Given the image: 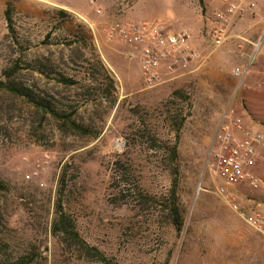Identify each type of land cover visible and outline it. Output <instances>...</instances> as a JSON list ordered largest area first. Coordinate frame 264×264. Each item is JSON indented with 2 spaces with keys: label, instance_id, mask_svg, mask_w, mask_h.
Instances as JSON below:
<instances>
[{
  "label": "rangeland",
  "instance_id": "1",
  "mask_svg": "<svg viewBox=\"0 0 264 264\" xmlns=\"http://www.w3.org/2000/svg\"><path fill=\"white\" fill-rule=\"evenodd\" d=\"M243 2L213 49L216 1L0 0V264H264V238L216 192L210 149L228 108L264 137V0ZM115 21L188 28L204 63L143 90L107 39ZM234 193L248 215L264 207V190ZM58 204L78 241L54 231Z\"/></svg>",
  "mask_w": 264,
  "mask_h": 264
},
{
  "label": "built area",
  "instance_id": "2",
  "mask_svg": "<svg viewBox=\"0 0 264 264\" xmlns=\"http://www.w3.org/2000/svg\"><path fill=\"white\" fill-rule=\"evenodd\" d=\"M221 5L213 14L212 26L204 41L219 49L230 39L232 20L244 13L243 0H208ZM107 39L123 48V55L139 66L143 90L177 83L196 72L204 63L200 52L191 43L188 28L171 30L157 22H112L105 31ZM254 54L264 58V45H254ZM248 68L233 70L241 84ZM215 160L213 173L220 182L217 194L258 236L264 238V207L257 205L249 215L241 211L234 199V190L247 185L252 191L264 190V137L257 126L227 109L221 116L211 145Z\"/></svg>",
  "mask_w": 264,
  "mask_h": 264
},
{
  "label": "trees",
  "instance_id": "3",
  "mask_svg": "<svg viewBox=\"0 0 264 264\" xmlns=\"http://www.w3.org/2000/svg\"><path fill=\"white\" fill-rule=\"evenodd\" d=\"M0 84H2V83L0 82ZM67 121H68V119H67ZM69 123H70V127L72 129L77 128V126L74 123H72V122H69ZM171 155H172V158L177 159L175 148L172 150ZM63 179H64V175L62 174V176L60 178V189H61V186H63V182H64ZM1 189H3V184L0 182V190ZM173 196H174V194H173ZM170 215L172 218V226H173L174 230L176 231V233L179 235L182 231L183 219H182V216L180 215V211H179L178 207L176 206L175 202H173L171 205ZM54 231H56L60 235L64 236L69 241H78L79 240V237H78L77 233L74 232V228L72 227L70 221L68 220V218L63 213L60 204H58L57 210H56V220L54 221ZM89 249H90V254L95 255V256H99L102 258L101 254L96 249H93V248H89Z\"/></svg>",
  "mask_w": 264,
  "mask_h": 264
}]
</instances>
